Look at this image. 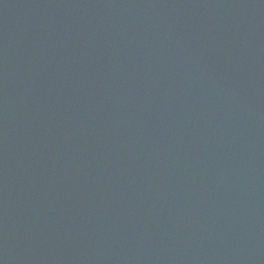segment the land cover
Listing matches in <instances>:
<instances>
[{"label":"water","instance_id":"95a60500","mask_svg":"<svg viewBox=\"0 0 264 264\" xmlns=\"http://www.w3.org/2000/svg\"><path fill=\"white\" fill-rule=\"evenodd\" d=\"M0 264H264V0H0Z\"/></svg>","mask_w":264,"mask_h":264}]
</instances>
